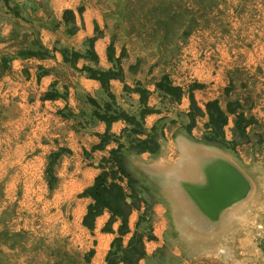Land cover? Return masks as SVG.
<instances>
[{"label": "crops", "instance_id": "0c3cea01", "mask_svg": "<svg viewBox=\"0 0 264 264\" xmlns=\"http://www.w3.org/2000/svg\"><path fill=\"white\" fill-rule=\"evenodd\" d=\"M83 5V0H0V165L20 164L18 186L13 190L4 187L0 193L4 197L17 194L34 197L28 204H19L17 219L8 222V233L0 245V264H110L116 239H122L126 246L135 236H141L143 250L150 261L155 257L154 264H208L191 257V251L183 244L215 245L230 230L212 240L181 238L174 203L165 195L166 180L140 166L162 168L170 163L159 166L142 155L130 160L157 182L167 204L154 206L156 215L151 229L145 230L140 224L143 205L130 210L124 234H120L122 218L109 208H103L88 225L85 223L94 204L85 193L103 172L100 165L108 161L130 129L120 116L122 111L133 115L144 105L159 110L146 114L148 129L161 119L180 121L174 117L179 116L178 112L172 110L173 116L161 109L156 80L128 83L125 79L110 78L106 90L100 80L90 75L94 70L116 73L117 66L108 55L110 42L100 26L99 15H90L88 8L81 12ZM114 53L112 56L118 59L117 48ZM139 87L149 93L145 102L138 92L129 91ZM185 104L183 95L182 101L172 102L171 108L185 111ZM98 115L117 118L108 124L98 120ZM15 116L18 122L13 131L18 136L12 140ZM28 117L32 119L29 124ZM167 126L162 131L164 139H174L179 152L180 139L194 141L189 134L176 132V126L169 127V123ZM227 157L253 182L237 161ZM53 158L58 165L53 187L38 171L28 174L38 181L36 185L20 187L21 180L27 179L28 160L48 164ZM5 179H10V175L3 169L0 180ZM9 206L10 203L3 202L1 208L5 211ZM20 212H27L28 216ZM230 212L221 216L220 232L225 229ZM118 258L114 264L149 262L137 258L126 263Z\"/></svg>", "mask_w": 264, "mask_h": 264}, {"label": "rangeland", "instance_id": "374dc122", "mask_svg": "<svg viewBox=\"0 0 264 264\" xmlns=\"http://www.w3.org/2000/svg\"><path fill=\"white\" fill-rule=\"evenodd\" d=\"M83 4L81 12L88 8L90 15H99L100 26L110 42L108 55L117 66L116 73L94 70L90 75L100 80L106 90L110 78L125 79L128 83L156 80L161 109L172 115L179 113L173 116L180 123L161 119L151 129L145 126L146 114L159 110L144 105L136 114L122 111L120 115L130 127L116 150L121 151L120 163L115 160L114 151L100 165L101 175H107L106 189L113 183L117 189L114 193L119 195L108 196V200L115 215L123 220L120 234L127 231L133 206L143 205L140 224L148 230L156 215L154 206L165 201L157 182L130 160L142 155L153 160L150 162L165 160L177 164L178 145L172 138L166 141L162 132L169 123V127L176 126V132L189 134L195 142L215 146L237 161L248 171L258 191L257 206L248 225L231 234L229 241L221 239L215 253L190 248L186 243L184 247L199 263L210 264L213 259L211 264H264V0H83ZM116 48L118 59L112 56ZM125 87L128 89L127 84ZM129 91L138 92L143 102L149 95L141 87ZM183 95L186 112L171 108L172 102L180 103ZM96 118L110 124L117 117ZM17 120V116L12 117V140L18 136L13 131ZM27 120L28 124L32 121L30 117ZM56 161L53 158L48 164H34L28 160L27 179L21 180L20 187L36 185L38 181L28 176L36 171L43 172L44 179L53 187L57 182ZM22 168L23 165L21 171ZM3 169L10 179L0 180V189L13 190L18 186L20 164L0 165V171ZM98 177L89 189L90 194L98 187L95 186ZM90 196L94 201L91 208H95L94 195ZM33 198L18 194L4 197L0 193V245L8 233V222L19 215L17 206L28 204ZM3 202L10 203L5 211L1 208ZM20 214L28 216L27 212ZM111 253L113 261L120 257L130 263L140 256L148 264L156 261L155 257L152 261L147 257L141 236H135L126 246L122 239H116Z\"/></svg>", "mask_w": 264, "mask_h": 264}, {"label": "bare ground", "instance_id": "6f19581e", "mask_svg": "<svg viewBox=\"0 0 264 264\" xmlns=\"http://www.w3.org/2000/svg\"><path fill=\"white\" fill-rule=\"evenodd\" d=\"M190 150L187 148L184 152V157L182 159V165L177 164H167L162 168L157 167H149L146 165H140L144 167L147 173L164 177L166 180V193L165 195L171 199L174 203L175 215L177 221L179 223L182 236L181 238L185 241H192L193 239L202 238L206 240H212L224 235L221 239H227L228 241L231 239V234L235 232H241L244 229L248 222L251 220V215L256 208L257 200H258V191L257 186L254 184V190L252 191L250 198L247 201H243L237 207H235L233 212H230L228 216V223L226 224L225 229L220 233H210L200 228L199 220H198V205L191 201L185 194L184 184L189 183L191 185H197L202 187H207V173H209L207 165H210L221 159V155L218 152H211L203 150ZM181 157V154H180ZM227 157V155H226ZM197 159L196 164L190 163V161ZM180 159V158H179ZM210 161V163H208ZM165 160H161L159 162H155L156 165L162 166L165 165ZM190 163V164H189ZM207 163V164H206ZM191 168V169H190ZM248 172V171H247ZM183 190V191H182ZM248 207V208H247ZM247 208V209H246ZM246 209V210H245ZM245 210V211H244ZM244 212V213H243ZM242 214V215H241ZM225 215V214H224ZM222 216V215H221ZM221 216L218 220H221ZM189 218L191 220H189ZM238 220V221H237ZM233 226V227H232ZM232 227V229H230ZM239 229V231H237ZM234 234V235H235ZM238 236V235H235ZM220 239V240H221ZM220 240L213 244H202L200 247L199 243L187 242L186 244L190 246V248L202 250L204 252H215L216 247L220 245ZM226 241V242H228ZM223 245V244H222Z\"/></svg>", "mask_w": 264, "mask_h": 264}, {"label": "water", "instance_id": "95a60500", "mask_svg": "<svg viewBox=\"0 0 264 264\" xmlns=\"http://www.w3.org/2000/svg\"><path fill=\"white\" fill-rule=\"evenodd\" d=\"M178 143L181 154L177 162L178 166L182 165L183 155L187 148L194 150L193 152L205 149V151L218 152L221 155L220 160L207 165L209 170L206 175L207 187L185 183L184 191L182 190L183 194L198 205L200 228L210 233L220 232L222 226H218V224L222 220H218L219 217L249 199L254 190V184L219 148L189 139H180ZM196 161L195 158L190 163L196 164ZM189 220L191 219L189 218Z\"/></svg>", "mask_w": 264, "mask_h": 264}, {"label": "trees", "instance_id": "16d2710c", "mask_svg": "<svg viewBox=\"0 0 264 264\" xmlns=\"http://www.w3.org/2000/svg\"><path fill=\"white\" fill-rule=\"evenodd\" d=\"M104 79L105 78H103L102 81H104V83H105V80ZM118 153H121V151H115L114 152V158H115V160H118L117 161L118 163H120V157H118V155H119ZM106 176H107L106 174L103 175L102 177L99 176L98 179H97V181H96V184H95V186L96 187L98 186V187L97 188H94L93 190H91V194L94 195L93 198H95V201H96V205L97 206H95V208H91L90 209V211H89L90 216L88 215V217L86 218V222H85L86 225H88L87 222H89L92 218H94L96 215H98L101 212V210H102L101 204L103 205V208H109V209L112 208L109 205V200H108L109 198H108V196L109 197L110 196H116V195L119 196L116 192L114 193V191H115L114 189H116L115 188L116 185H113V183H112V185H111V187L109 189H106V187H105V183H106V180H107V177ZM101 188L103 190H101ZM119 189L122 190L121 187ZM93 191H94V193H93ZM87 194L91 195L90 194V190L87 191ZM120 198H122V195L121 194H120ZM111 210L113 211V209H111ZM116 213H118V212H116ZM139 258H141V256ZM114 262L115 261H113L112 259H110V264H114Z\"/></svg>", "mask_w": 264, "mask_h": 264}]
</instances>
